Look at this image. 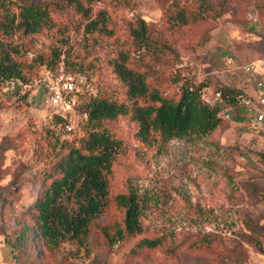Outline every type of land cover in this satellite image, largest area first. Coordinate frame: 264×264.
<instances>
[{"label":"rangeland","instance_id":"374dc122","mask_svg":"<svg viewBox=\"0 0 264 264\" xmlns=\"http://www.w3.org/2000/svg\"><path fill=\"white\" fill-rule=\"evenodd\" d=\"M8 1L0 16L40 3L50 22L35 34L5 37L26 75L21 84L0 80V264H264V127L252 121L255 91L243 71L264 60V0ZM185 10L202 18L182 26L175 16ZM93 20L97 30L85 32ZM140 21L160 50L134 45ZM120 51L165 95L199 87L221 123L203 137L156 136L149 145L134 138L127 117L103 122L122 143L107 176V204L82 244L64 242L44 255L32 242L30 207L44 171L91 130L90 99L105 90L125 99L109 64ZM60 63L93 87L70 116L79 134L41 118L43 91L34 82L41 68ZM130 191L144 205L145 235L163 237L160 247L136 255L129 254L135 239L110 243L101 233L122 227L113 199Z\"/></svg>","mask_w":264,"mask_h":264},{"label":"trees","instance_id":"16d2710c","mask_svg":"<svg viewBox=\"0 0 264 264\" xmlns=\"http://www.w3.org/2000/svg\"><path fill=\"white\" fill-rule=\"evenodd\" d=\"M74 2L77 4L78 0ZM0 4L6 8L12 2L0 0ZM17 8V15L4 9V14L0 16V80L25 82V68L17 59L20 51L9 47L5 37L12 32L25 36L39 32L48 26L50 13L48 7L40 3ZM190 14L186 10L179 11L175 17L182 26L202 18L201 15ZM97 22L91 21L85 32L97 30ZM132 36L136 47L149 49L152 46L154 50H160L153 45L155 42L150 38L144 22H139ZM127 59L128 53L120 51L117 57L109 60L112 72L125 86V99H119L113 90H105L90 99L86 112L91 130L77 147L70 148L43 173L41 187L30 211L34 222L32 242L42 249L44 255L64 242L82 244L90 233L93 221L107 204V176L122 143L102 126L103 122L125 116L135 127L134 138L149 145L156 136L163 141L203 137L221 123L219 109L204 101L199 87L187 85L176 95H165L149 82L150 74L127 66ZM226 94L224 90V98ZM260 125L264 127V122ZM113 200L123 213L122 227L117 224L102 227L101 233L106 240L114 243L125 237L135 239L129 251L131 255L161 246L163 237L145 235L142 226L144 205L136 192L118 194Z\"/></svg>","mask_w":264,"mask_h":264},{"label":"built area","instance_id":"2783aa9c","mask_svg":"<svg viewBox=\"0 0 264 264\" xmlns=\"http://www.w3.org/2000/svg\"><path fill=\"white\" fill-rule=\"evenodd\" d=\"M243 71L249 75L255 91L252 121L260 125L264 122V60L245 65ZM7 82L20 83L14 80ZM34 83L43 91L41 118L63 128L66 134H79L70 116L78 107L80 97L92 93L88 77L68 70L60 63L54 69L41 68ZM216 97L219 99L221 94L217 92Z\"/></svg>","mask_w":264,"mask_h":264}]
</instances>
